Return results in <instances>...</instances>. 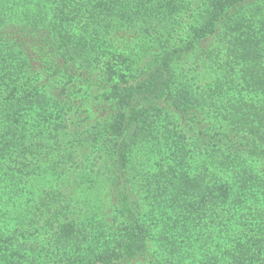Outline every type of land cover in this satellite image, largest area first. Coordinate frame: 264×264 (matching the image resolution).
<instances>
[{"label":"trees","instance_id":"trees-1","mask_svg":"<svg viewBox=\"0 0 264 264\" xmlns=\"http://www.w3.org/2000/svg\"><path fill=\"white\" fill-rule=\"evenodd\" d=\"M190 1L0 0V264H135L151 247V264H264V0H198L179 37ZM132 34L157 40L138 64L116 44ZM94 68L109 122L68 139L58 85ZM213 115L239 152L197 143ZM107 187L121 222L97 237L84 198Z\"/></svg>","mask_w":264,"mask_h":264},{"label":"rangeland","instance_id":"rangeland-1","mask_svg":"<svg viewBox=\"0 0 264 264\" xmlns=\"http://www.w3.org/2000/svg\"><path fill=\"white\" fill-rule=\"evenodd\" d=\"M199 6L200 4L198 0L190 1L189 9L183 16V26L181 32L176 33L179 37H184V32L188 29V26L193 21L192 17L196 14L195 9L199 8ZM156 42L157 40L154 44H152L151 42H148L146 38L133 34L131 36L120 35L116 39V44L123 50L125 55L130 60H132V62H134V64L139 63L140 56L138 55H141V51L144 50V48H146L148 51H143V54L157 51L158 46H156ZM189 62L193 63L192 60ZM190 67L193 69L194 65H191ZM90 78L92 80L90 84L83 85L78 84L77 82H72L71 80L62 79V82L58 85V88H61V86L68 87L66 91L69 94V101L67 102L69 103L68 105L71 106L70 108L73 114L74 122L73 124L69 123L71 125V129L74 130V132L68 136V139L73 137L75 138L77 136H89L90 138L99 139L98 136L104 134L105 127L109 122L112 101L108 84L101 81V78L98 75V69L96 68L91 71ZM208 81V76L202 75L199 78L198 84H204ZM56 93L58 94L59 91H56ZM219 132V123L217 122V118L215 119L214 115L211 116V118H209L207 121H204L201 126L197 127V143L201 145L204 152L207 149L211 150L215 147L216 151L220 154L228 155L229 150H231L233 145L239 152L240 148L238 147V143L240 140L229 136L226 140H222L220 143L218 142V139L220 138ZM84 139L90 141L89 138ZM83 144H86V142ZM97 146L98 144L96 145L95 143L91 148L93 156L95 155V147ZM205 147L207 148L205 149ZM218 148H221V150H218ZM87 150L89 151L90 149L87 148ZM240 156V159L244 158L243 155ZM203 160H207L205 156H197L195 153L193 154V157H189V161L192 166H195V164L202 165ZM222 177V174L218 173L216 183L220 180L219 178ZM141 180L142 177H139V175H135V177L132 176V180L130 181L129 185L132 188L131 192L133 196L139 199L142 203V208L146 209L151 206V202L145 201V192L142 188L143 183ZM84 199L90 201L88 203L89 216L92 218V228H94L96 231L95 235L97 237H106L112 229L113 232H115L116 228L120 226L121 218L118 216L113 206L114 201L111 197L109 187L104 189L103 192L100 191L98 195L96 191L94 193H90L88 196L86 195ZM146 222L148 224H154L151 221ZM151 229L154 230L155 226L151 227ZM149 240H151V238ZM98 242L100 241H95V244ZM100 248L101 246L97 244L94 246V251L98 252ZM152 250H155V247H151L149 254L141 258L139 262H136L135 264H151L150 253Z\"/></svg>","mask_w":264,"mask_h":264}]
</instances>
